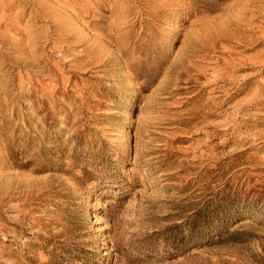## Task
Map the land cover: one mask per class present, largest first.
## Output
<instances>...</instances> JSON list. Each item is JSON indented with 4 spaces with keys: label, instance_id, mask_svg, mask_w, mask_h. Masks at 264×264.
Returning a JSON list of instances; mask_svg holds the SVG:
<instances>
[{
    "label": "rangeland",
    "instance_id": "obj_1",
    "mask_svg": "<svg viewBox=\"0 0 264 264\" xmlns=\"http://www.w3.org/2000/svg\"><path fill=\"white\" fill-rule=\"evenodd\" d=\"M0 264H264V0H0Z\"/></svg>",
    "mask_w": 264,
    "mask_h": 264
}]
</instances>
